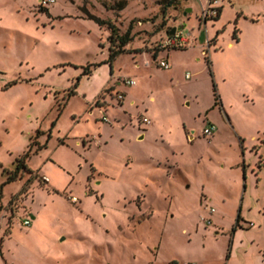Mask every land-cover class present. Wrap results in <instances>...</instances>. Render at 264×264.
<instances>
[{
	"label": "rangeland",
	"instance_id": "obj_1",
	"mask_svg": "<svg viewBox=\"0 0 264 264\" xmlns=\"http://www.w3.org/2000/svg\"><path fill=\"white\" fill-rule=\"evenodd\" d=\"M223 1L0 0V264H264V0Z\"/></svg>",
	"mask_w": 264,
	"mask_h": 264
},
{
	"label": "trees",
	"instance_id": "obj_2",
	"mask_svg": "<svg viewBox=\"0 0 264 264\" xmlns=\"http://www.w3.org/2000/svg\"><path fill=\"white\" fill-rule=\"evenodd\" d=\"M123 5L124 4H122V6ZM221 11H222V6L219 10V14L214 19L219 18ZM252 20H256V19L252 18ZM101 22L107 23L109 28L111 29V32L108 35V41L110 42V45H109V50H110L109 61L111 62L119 53L125 51V49H126L125 46L132 40L131 25L124 34H121V33H119L118 27L114 23L104 21V20H101ZM237 32H238V28L235 27L234 38H236V39L238 38ZM218 34H219V31L217 32L216 35H218ZM208 62L211 63V60L208 59ZM89 72H90L89 68H86L84 70V73H89ZM13 83H15V81ZM75 86H76V83L69 90L68 95H72L74 93V87ZM29 153L30 152H25L21 157L16 158L17 167L15 170H7L8 171V178L6 180V183L15 180L18 177L20 170H21V167H25V168L27 167L26 159H27V156H29ZM1 189H2V186H1ZM237 222L239 224V220ZM175 263L177 264V262H174V264Z\"/></svg>",
	"mask_w": 264,
	"mask_h": 264
},
{
	"label": "built area",
	"instance_id": "obj_3",
	"mask_svg": "<svg viewBox=\"0 0 264 264\" xmlns=\"http://www.w3.org/2000/svg\"><path fill=\"white\" fill-rule=\"evenodd\" d=\"M49 2H53L54 0H43V3L46 4ZM222 1L223 0H207L206 4L204 5V7L202 8L201 11V18L203 20H208V19H213L215 18L218 14H219V10L222 6ZM188 40L183 37L181 35L180 32H177L173 35H171L170 39L168 40V44L170 45H184ZM159 66H161L162 68H169V62L166 59H161L158 61ZM187 76H189V74L187 73ZM126 84L128 85H132L135 83V80L133 78H126L123 80ZM120 98H122V95H119ZM143 121L145 123H150V119L148 117H144ZM216 129V126L212 123L208 124L205 126V128L203 129V134L205 136H212L214 131ZM45 180H48V177H44ZM73 200H76V197L72 198ZM211 211H213V208H211ZM23 224L24 225H30V220L28 218H25L23 220Z\"/></svg>",
	"mask_w": 264,
	"mask_h": 264
},
{
	"label": "crops",
	"instance_id": "obj_4",
	"mask_svg": "<svg viewBox=\"0 0 264 264\" xmlns=\"http://www.w3.org/2000/svg\"><path fill=\"white\" fill-rule=\"evenodd\" d=\"M223 2H224V1H222V11H223V6H224V3H223ZM222 11H221V14H222ZM221 14H220V16H221ZM220 16H219V18H220ZM245 17H248V18H250L251 20H252V18H255L254 15H246V14H245ZM213 19H214V18H213ZM255 19L258 20L257 18H255ZM263 22H264V19H263ZM190 37H191V36H190ZM215 37H217V35H216ZM217 38H218V37H217ZM217 38H216V43H215V44H217V40H218ZM209 39H211V38H207V43H208V40H209ZM194 40H195V38L191 37V41H192L193 43H194ZM239 40H240V39H239V37H238L236 43L239 44ZM193 43H192V44H193ZM236 43H234V42H232V41H229V42H228V46H230L231 48H234L235 45H236ZM238 44H237V45H238ZM208 46H209V44H208ZM209 47H210V46H209ZM106 87H107V86H106ZM106 87H105V88H106ZM105 88H104V89H105ZM104 89H103V90H102V91H101V92L95 97L94 102H90V103H89V102H88V99H85V100H86V103H87V104H90V105L93 104V103H96L97 98L103 93ZM76 92H77V91H75V89H74V93H73L72 95H75V94L77 95ZM72 95H71V96H72ZM83 96H84V98H87V93H86V92L83 93ZM89 100H90V99H89ZM123 104H124V103H123ZM123 104H122V105H123ZM96 105H97V104H96ZM90 108H91V106H90ZM150 123H151V120H150ZM142 136H143V135H142ZM46 177H47V176H46Z\"/></svg>",
	"mask_w": 264,
	"mask_h": 264
},
{
	"label": "water",
	"instance_id": "obj_5",
	"mask_svg": "<svg viewBox=\"0 0 264 264\" xmlns=\"http://www.w3.org/2000/svg\"><path fill=\"white\" fill-rule=\"evenodd\" d=\"M175 32H176V28L175 27H173L170 31H169V35H173V34H175Z\"/></svg>",
	"mask_w": 264,
	"mask_h": 264
}]
</instances>
